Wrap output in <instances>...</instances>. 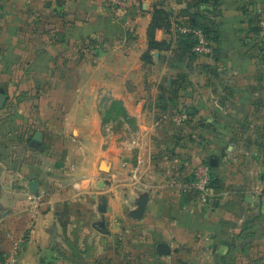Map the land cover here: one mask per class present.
<instances>
[{
  "label": "crops",
  "instance_id": "obj_1",
  "mask_svg": "<svg viewBox=\"0 0 264 264\" xmlns=\"http://www.w3.org/2000/svg\"><path fill=\"white\" fill-rule=\"evenodd\" d=\"M263 15L264 0H0V255L264 264ZM195 20L211 57L186 50ZM203 164L207 204L180 186Z\"/></svg>",
  "mask_w": 264,
  "mask_h": 264
},
{
  "label": "built area",
  "instance_id": "obj_2",
  "mask_svg": "<svg viewBox=\"0 0 264 264\" xmlns=\"http://www.w3.org/2000/svg\"><path fill=\"white\" fill-rule=\"evenodd\" d=\"M178 31L180 34L191 36L194 40L192 48L194 54L202 57H211L213 55L212 44L208 40L204 30L193 28L190 25H180ZM254 39L261 49V54H264V15L257 23ZM174 120L176 123H183L186 120V114L179 112L174 116ZM212 180L211 167L203 164L197 166L193 170L191 177L187 181H183L180 186L185 193H195L202 204H207L213 192L211 187ZM0 264H17L16 252L8 256L0 255Z\"/></svg>",
  "mask_w": 264,
  "mask_h": 264
},
{
  "label": "water",
  "instance_id": "obj_3",
  "mask_svg": "<svg viewBox=\"0 0 264 264\" xmlns=\"http://www.w3.org/2000/svg\"><path fill=\"white\" fill-rule=\"evenodd\" d=\"M5 100H6V96L4 95L3 91L0 90V108H2V106L4 105ZM33 141H34L33 144H37L41 141V136L39 133H35V135L33 136ZM29 187L33 191V193H35L36 188H37L36 181L30 182ZM147 202H148L147 195H143L142 197H140L138 201L137 210L131 215L134 219H140L143 216L144 211L146 209ZM99 212L100 213L106 212V201L105 200H102L101 206L99 207ZM108 224L109 223L107 221H100V222L95 223L93 225V228L101 234H108L109 233L107 230ZM53 236H54V232H53ZM156 252L159 255L166 256L170 253V248L166 244H159L157 246Z\"/></svg>",
  "mask_w": 264,
  "mask_h": 264
},
{
  "label": "trees",
  "instance_id": "obj_4",
  "mask_svg": "<svg viewBox=\"0 0 264 264\" xmlns=\"http://www.w3.org/2000/svg\"><path fill=\"white\" fill-rule=\"evenodd\" d=\"M188 25H190L193 28H199V29L204 30V32H205V34H206V36H207V38L209 40L210 36H209L208 24H206L205 22H203V23L201 22L200 23L197 20H195L194 23H191L190 22ZM150 38H151V32H150ZM181 38L184 40V43H187L186 44L187 45V48H186L187 52L190 55H196V54H194L192 52V48L194 46V40L191 38V36H189V35H183V36H181ZM154 46H156V43L153 42L152 39H150L149 49L153 48ZM144 59H146V60L149 61V59H147V58H144ZM115 104H117V103H115ZM211 171H212V168H211ZM212 177H213V180H212V183H211V187H212V189H216L217 188L218 181H217V179H215L213 172H212Z\"/></svg>",
  "mask_w": 264,
  "mask_h": 264
}]
</instances>
